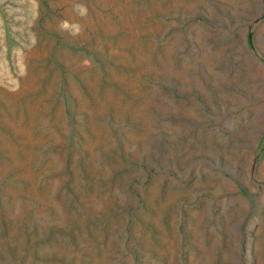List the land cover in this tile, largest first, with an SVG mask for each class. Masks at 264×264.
<instances>
[{
	"label": "rangeland",
	"instance_id": "obj_1",
	"mask_svg": "<svg viewBox=\"0 0 264 264\" xmlns=\"http://www.w3.org/2000/svg\"><path fill=\"white\" fill-rule=\"evenodd\" d=\"M0 264H264V0H0Z\"/></svg>",
	"mask_w": 264,
	"mask_h": 264
}]
</instances>
